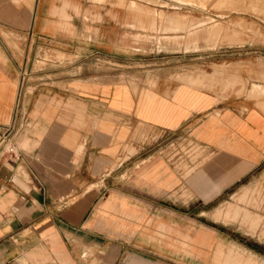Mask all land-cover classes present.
<instances>
[{
    "label": "crops",
    "instance_id": "1",
    "mask_svg": "<svg viewBox=\"0 0 264 264\" xmlns=\"http://www.w3.org/2000/svg\"><path fill=\"white\" fill-rule=\"evenodd\" d=\"M117 1L0 0V264H176L157 238L189 223L191 190L206 202L207 169L183 177L148 141L207 110L194 133L215 153V180L236 182L264 163V111L223 110L184 83L76 70L22 85L2 33L120 62L126 9Z\"/></svg>",
    "mask_w": 264,
    "mask_h": 264
},
{
    "label": "rangeland",
    "instance_id": "2",
    "mask_svg": "<svg viewBox=\"0 0 264 264\" xmlns=\"http://www.w3.org/2000/svg\"><path fill=\"white\" fill-rule=\"evenodd\" d=\"M116 4L126 9L127 58L120 62L2 33L16 56L22 85L43 81L38 76L44 71L86 70L147 84L163 77L206 91L223 110L264 111V0H118ZM211 111L182 130L160 132L148 141L149 153L169 162L183 177L207 169L206 202L199 205L191 190L189 223L160 230L168 234L157 238L166 251L162 255L176 264H264V163L236 182L215 180V153L194 133L195 125Z\"/></svg>",
    "mask_w": 264,
    "mask_h": 264
},
{
    "label": "built area",
    "instance_id": "3",
    "mask_svg": "<svg viewBox=\"0 0 264 264\" xmlns=\"http://www.w3.org/2000/svg\"><path fill=\"white\" fill-rule=\"evenodd\" d=\"M7 152L11 155V157H13L15 159H18L19 154L14 151V146L8 147V151Z\"/></svg>",
    "mask_w": 264,
    "mask_h": 264
},
{
    "label": "bare ground",
    "instance_id": "4",
    "mask_svg": "<svg viewBox=\"0 0 264 264\" xmlns=\"http://www.w3.org/2000/svg\"><path fill=\"white\" fill-rule=\"evenodd\" d=\"M225 2V1H224Z\"/></svg>",
    "mask_w": 264,
    "mask_h": 264
}]
</instances>
